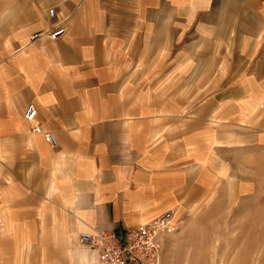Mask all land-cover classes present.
<instances>
[{
    "label": "crops",
    "instance_id": "obj_1",
    "mask_svg": "<svg viewBox=\"0 0 264 264\" xmlns=\"http://www.w3.org/2000/svg\"><path fill=\"white\" fill-rule=\"evenodd\" d=\"M262 159L264 0H0V264H97L81 233L251 196Z\"/></svg>",
    "mask_w": 264,
    "mask_h": 264
},
{
    "label": "rangeland",
    "instance_id": "obj_2",
    "mask_svg": "<svg viewBox=\"0 0 264 264\" xmlns=\"http://www.w3.org/2000/svg\"><path fill=\"white\" fill-rule=\"evenodd\" d=\"M251 179V196L225 193L176 219L162 243L164 264H264V159Z\"/></svg>",
    "mask_w": 264,
    "mask_h": 264
},
{
    "label": "built area",
    "instance_id": "obj_3",
    "mask_svg": "<svg viewBox=\"0 0 264 264\" xmlns=\"http://www.w3.org/2000/svg\"><path fill=\"white\" fill-rule=\"evenodd\" d=\"M55 17V11H50ZM67 33L65 23L55 27L47 36L56 41ZM35 105H30L24 119L32 125L33 134H43L53 146L57 140L52 133H45L40 126L33 125ZM176 229L175 213L169 211L159 218L136 228L116 231L83 232L79 235L81 246L97 254V264H164L162 243Z\"/></svg>",
    "mask_w": 264,
    "mask_h": 264
}]
</instances>
